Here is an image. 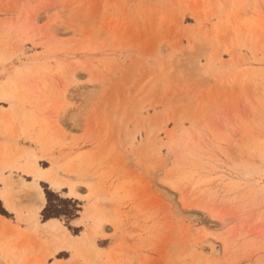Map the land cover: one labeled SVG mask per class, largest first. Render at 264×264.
<instances>
[{"label":"rangeland","instance_id":"1","mask_svg":"<svg viewBox=\"0 0 264 264\" xmlns=\"http://www.w3.org/2000/svg\"><path fill=\"white\" fill-rule=\"evenodd\" d=\"M0 264H264V0H0Z\"/></svg>","mask_w":264,"mask_h":264},{"label":"trees","instance_id":"2","mask_svg":"<svg viewBox=\"0 0 264 264\" xmlns=\"http://www.w3.org/2000/svg\"><path fill=\"white\" fill-rule=\"evenodd\" d=\"M47 206L43 211L45 220L50 219H75L80 211L79 203L73 199H62L58 195L46 190Z\"/></svg>","mask_w":264,"mask_h":264},{"label":"bare ground","instance_id":"3","mask_svg":"<svg viewBox=\"0 0 264 264\" xmlns=\"http://www.w3.org/2000/svg\"><path fill=\"white\" fill-rule=\"evenodd\" d=\"M35 177L41 178V170L40 169L36 170ZM29 194H30V196L34 202V204H33L34 213H35V215H38L39 212L43 209L45 201H46L44 192L39 185H36L31 193L29 191ZM2 221L7 223L5 220H2ZM60 225L61 224L58 221H53V222L49 221V223H48V226L55 229L56 231L65 233L68 241H74V238L69 234V232L66 230V228L61 227Z\"/></svg>","mask_w":264,"mask_h":264}]
</instances>
